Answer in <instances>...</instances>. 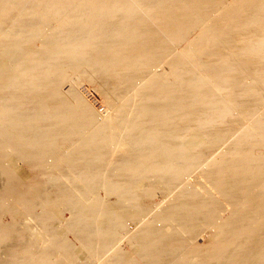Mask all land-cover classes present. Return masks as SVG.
<instances>
[{
  "label": "bare ground",
  "instance_id": "obj_1",
  "mask_svg": "<svg viewBox=\"0 0 264 264\" xmlns=\"http://www.w3.org/2000/svg\"><path fill=\"white\" fill-rule=\"evenodd\" d=\"M92 259L264 264V0H0V264Z\"/></svg>",
  "mask_w": 264,
  "mask_h": 264
},
{
  "label": "rangeland",
  "instance_id": "obj_2",
  "mask_svg": "<svg viewBox=\"0 0 264 264\" xmlns=\"http://www.w3.org/2000/svg\"><path fill=\"white\" fill-rule=\"evenodd\" d=\"M228 1H230V0H228ZM232 1V0H231ZM159 63H161V64H159ZM157 62V64L155 63L154 64V66H153V68L158 72V73H164L165 75H167L168 74V72H169V68H168V65L164 62ZM163 63V64H162ZM166 66H167V68H166ZM166 71H167V73H166ZM73 74V75H72ZM68 75L71 77H73L74 79H76V77H77V75L76 74H74V72L73 71H68ZM75 75V76H74ZM80 77V78H79ZM79 79V82L77 81V91L78 92H80L79 93V95L80 96H83L82 98L85 100V101H87V103H88V105L90 106V107H92V108H94V110H95V112L97 111L98 113H105L106 111H107V105L106 104H104L105 102H104V100L102 99V96H101V94H100V92L98 91V90H96L94 87L95 86H93L94 84L92 83V82H90V81H87L83 76H78V78H77V80ZM81 80V81H80ZM91 104V105H90ZM157 193V194H156ZM155 194L156 195H154L153 197L154 198H152V201H154V202H152L153 204L156 202V204H157V202H159L158 204H161L160 203V200L162 199V198H164L162 195H161V193H160V195H159V192H156ZM161 196V197H160ZM164 199H162L161 201H163ZM155 204V205H156ZM63 217H66L67 216V212H63ZM5 219H7L6 217H4ZM124 224H126V225H124V227H123V231H121L120 233H119V235H117V237H116V242H114L115 244H117V245H119L118 247H121V249H123V250H125V251H129L130 252V248L129 247H127L128 245H127V241H126V238H127V236L131 233L130 232V230L131 231H133L134 229H135V227H136V223H135V221H131V220H127V221H125V223ZM128 224V225H127ZM126 228H127V233H126ZM130 232V233H129ZM124 234V235H123ZM127 234V235H126ZM206 230L205 231H203V233H200L199 235L200 236H198L197 237V239H196V241H197V243H202V242H206L207 241V235H208V233L206 234ZM124 237H126V238H122V236ZM66 237H68L70 240H72V238H71V236H70V234H66ZM119 238V239H118ZM121 240V241H120ZM113 243V246H115V244ZM113 246H111V247H109L110 249L112 248L113 249ZM115 247H117V246H115ZM114 247V248H115ZM110 249L109 250H107L108 252H107V254L109 253V251H110ZM111 249V250H112ZM78 253V252H77ZM104 254H106L105 252H104ZM103 253H102V256H101V258H104L106 255H104ZM100 256H98V257H100ZM104 256V257H103ZM76 258H78V260H80L81 258H82V254L81 253H78L77 254V256H76ZM97 258V257H96ZM95 258V259H96ZM95 259H92L93 261L91 262V260L90 261H88L87 262V264H95V262H96V264H98V260H95ZM98 259V258H97ZM100 261V260H99ZM91 262V263H90ZM139 264H142V263H140L139 262Z\"/></svg>",
  "mask_w": 264,
  "mask_h": 264
}]
</instances>
